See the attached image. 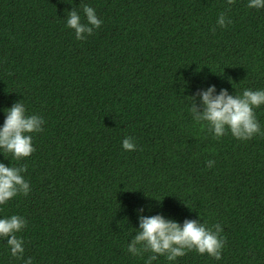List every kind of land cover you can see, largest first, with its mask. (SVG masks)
<instances>
[{
  "label": "trees",
  "instance_id": "obj_1",
  "mask_svg": "<svg viewBox=\"0 0 264 264\" xmlns=\"http://www.w3.org/2000/svg\"><path fill=\"white\" fill-rule=\"evenodd\" d=\"M248 2L0 0V127L17 101L45 121L31 156L0 150L31 187L0 205V218L28 221L23 259L0 238V264H145L150 253L127 246L138 215L157 214L219 223L225 246L220 260L192 251L153 264H264V136L216 139L188 98L264 90V9ZM84 4L103 23L81 41L66 23ZM254 111L264 131V105Z\"/></svg>",
  "mask_w": 264,
  "mask_h": 264
},
{
  "label": "clouds",
  "instance_id": "obj_2",
  "mask_svg": "<svg viewBox=\"0 0 264 264\" xmlns=\"http://www.w3.org/2000/svg\"><path fill=\"white\" fill-rule=\"evenodd\" d=\"M231 6L235 0H226ZM249 9H264V0H249ZM84 19L76 9L68 12L66 26L75 32L77 40H85L95 29L100 28L103 21L97 16L95 8L82 5ZM217 25L225 28L232 23L226 12H221L216 21ZM215 31V28H213ZM11 75V73H10ZM199 97V106L196 103ZM191 101L190 112L196 122H204L208 130L216 139L231 133L241 141L251 140L256 135L264 136L255 109L264 105V90H243L242 95H230L221 88L216 94L215 85L206 90H198L188 97ZM44 119L36 114H27L26 107L21 101L6 109L3 126L0 127V150L10 154L13 160L20 161L35 152L33 133L43 131ZM122 147L126 151H135L136 143L133 137H125ZM215 161L209 160L207 167L211 168ZM27 166H6L0 163V205L6 204L17 195L27 196L31 191L29 182L24 178ZM163 200V199H162ZM160 200V201H162ZM144 211L143 208L137 210ZM139 227L127 246V251L133 256H143L150 253L145 264H153L159 256L173 262L178 257L195 251L200 255L220 260L225 246V239L221 235L223 228L219 223L207 226L199 220L185 219L183 224L173 219H166L163 215H138ZM28 225V221L20 215L0 218V238L7 241L10 255L16 259H23L24 241L18 237ZM24 264H33L32 258L24 260Z\"/></svg>",
  "mask_w": 264,
  "mask_h": 264
}]
</instances>
